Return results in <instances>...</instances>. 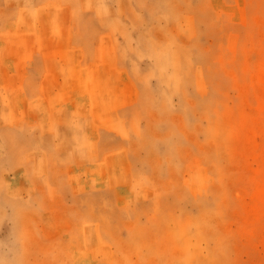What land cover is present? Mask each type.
<instances>
[{
	"label": "rangeland",
	"instance_id": "374dc122",
	"mask_svg": "<svg viewBox=\"0 0 264 264\" xmlns=\"http://www.w3.org/2000/svg\"><path fill=\"white\" fill-rule=\"evenodd\" d=\"M36 2L0 1V264H264V0Z\"/></svg>",
	"mask_w": 264,
	"mask_h": 264
},
{
	"label": "crops",
	"instance_id": "0c3cea01",
	"mask_svg": "<svg viewBox=\"0 0 264 264\" xmlns=\"http://www.w3.org/2000/svg\"><path fill=\"white\" fill-rule=\"evenodd\" d=\"M0 1H3V0H0ZM36 1H37L36 2L37 4L42 5L44 3H47L48 0H36ZM67 3L70 4L73 7V9H75L79 5L78 2H74V1H69ZM74 16H75V20H77V21H89L91 18L90 14H85L83 16H78V15H74ZM84 36H85L84 31L83 30L80 31L78 38L80 39V38H83Z\"/></svg>",
	"mask_w": 264,
	"mask_h": 264
}]
</instances>
